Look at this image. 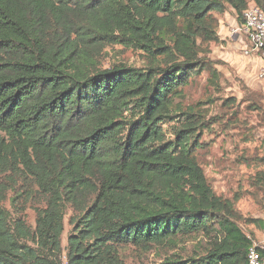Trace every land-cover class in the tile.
<instances>
[{"label": "trees", "instance_id": "obj_1", "mask_svg": "<svg viewBox=\"0 0 264 264\" xmlns=\"http://www.w3.org/2000/svg\"><path fill=\"white\" fill-rule=\"evenodd\" d=\"M250 4L264 11V0H0V264H125L124 247L193 235L207 239L202 255L160 264H247L252 246L262 264L195 156L207 111L174 103L202 72L219 88L213 13L241 23ZM114 43L147 66L100 68Z\"/></svg>", "mask_w": 264, "mask_h": 264}, {"label": "rangeland", "instance_id": "obj_2", "mask_svg": "<svg viewBox=\"0 0 264 264\" xmlns=\"http://www.w3.org/2000/svg\"><path fill=\"white\" fill-rule=\"evenodd\" d=\"M218 19L219 42L207 46V56L219 71V88L202 72L181 87L174 103L180 108L193 106L207 111L208 128L200 132L202 146L195 151L208 183L217 195L233 202L237 223L264 249V59L249 51V42L238 31L240 23L233 11L213 13ZM148 56L139 49L120 43L106 45L96 57L100 68L123 62L146 67ZM170 128V126H168ZM10 207L8 200L3 202ZM27 204L25 222L35 226L36 211ZM74 213L68 208L61 236L66 246ZM207 239L193 235L176 246H154L147 251L124 247L120 251L125 264H160L167 257H199ZM262 264H264V259Z\"/></svg>", "mask_w": 264, "mask_h": 264}, {"label": "built area", "instance_id": "obj_3", "mask_svg": "<svg viewBox=\"0 0 264 264\" xmlns=\"http://www.w3.org/2000/svg\"><path fill=\"white\" fill-rule=\"evenodd\" d=\"M238 31L244 35L249 42V51L264 59V11L253 4L243 12V19ZM247 264H261L260 254L254 246L247 252Z\"/></svg>", "mask_w": 264, "mask_h": 264}]
</instances>
